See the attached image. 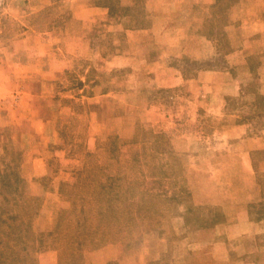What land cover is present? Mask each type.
Here are the masks:
<instances>
[{
    "label": "rangeland",
    "instance_id": "rangeland-1",
    "mask_svg": "<svg viewBox=\"0 0 264 264\" xmlns=\"http://www.w3.org/2000/svg\"><path fill=\"white\" fill-rule=\"evenodd\" d=\"M107 1L111 6L117 2L97 0L99 4ZM249 1L219 0V5L226 12L230 4L237 10ZM45 3L0 0V64L10 77L9 87H17L15 95L22 89L33 94L25 101L34 114L51 120L55 132L48 141L52 152L46 160L47 173L33 176L32 159L21 148L20 135L27 128L20 121L16 126L10 114V110H20L18 97L6 94L0 98V174L6 169L19 172V177L0 178V182L21 180L23 192L29 193V198L13 197V209L22 213L19 231L39 232L44 224L41 213L50 211L52 230L59 232L43 235L37 245H17L23 247L20 255L8 248L0 250L13 257L26 256L28 264H41L46 250L56 251L54 264H77L84 258L79 237L99 230L103 237L117 232L130 245L151 249L174 245L171 250L167 247L163 257H211L206 249L201 250L208 241L191 240L187 233L199 228L201 217L222 215L248 189L253 195V168L249 171L243 155L237 153L241 147L222 131L229 123L203 109L194 121H187L185 107L179 105L185 97L181 91L149 86L153 78L148 72L150 57L137 56L125 66L106 63L113 51L156 52L152 43L129 45L122 40L121 27L106 24V20L76 18L71 0ZM59 60L62 63L55 65ZM184 64L191 70L197 61ZM59 66L61 70L56 71ZM31 133L28 140L33 142ZM102 141H114L120 148L119 157L126 162L123 166L129 176H138L141 194L106 203L93 200L92 212L81 213V202L74 201L65 189L78 187L77 169L84 154L99 152ZM106 155L100 151L96 160L104 162ZM117 167L112 165L113 170ZM48 192L56 199L45 203ZM261 203L264 199L253 207V213L264 210ZM117 214L123 216L110 229V218ZM177 221L185 232L175 230ZM234 246L231 257H253L250 240ZM129 255L139 257L134 251Z\"/></svg>",
    "mask_w": 264,
    "mask_h": 264
},
{
    "label": "crops",
    "instance_id": "crops-1",
    "mask_svg": "<svg viewBox=\"0 0 264 264\" xmlns=\"http://www.w3.org/2000/svg\"><path fill=\"white\" fill-rule=\"evenodd\" d=\"M45 1V4L49 2ZM116 1L111 6L109 1L99 4L97 0H71L70 8L83 21L106 20V24L121 27L126 44L142 42L156 46V52L148 53L113 51L106 63L125 66L137 56L139 59L150 57L152 67L148 72L153 78L149 86L181 91L185 97L179 105L185 107L187 121H194L199 109L227 121L229 125L222 130L225 137L232 138L233 144L241 147L237 153L243 155L249 171L253 168V195L248 189L237 204L226 206L222 215L203 216L198 229L186 232L191 240L208 241L207 247L201 245V250L206 249L211 257H163L167 247L171 250L174 245H153L151 249L149 245H130L123 240L120 244L117 232L103 237L101 231L94 230L79 237L84 258L77 264H264V211L253 213V207L264 199V0L245 2L238 11L230 4L224 9L226 12H221L219 0ZM187 60L197 61V66L188 70L184 64ZM55 70L60 71V66ZM5 72L0 64V74H3L0 98L6 94L18 97L20 110H10V114L16 126L20 121L27 128L20 135L24 142L21 148L32 159V175L43 176L47 173V156L52 152L48 141L55 136L51 120L31 111L25 100H30L27 97L33 94L27 89H22L21 95L12 94L17 92V87H9L10 77ZM26 119L29 124L24 123ZM30 132L33 142L28 140ZM54 180L57 182V177ZM54 180L53 184L58 185ZM19 194L29 198V193L22 190L21 180L0 182V248H8L16 255L23 249L17 245H37L43 235L51 237L59 232L52 230L50 211L41 213L44 224L39 232L19 231L22 213L16 212L12 205L13 197ZM49 198L56 199L48 192L45 203L50 202ZM121 216L110 218V229ZM176 223L175 230L185 232L182 222ZM248 240L253 242L252 258L230 256L234 245ZM130 251L139 257H132ZM55 254L56 251L46 250L41 264H54Z\"/></svg>",
    "mask_w": 264,
    "mask_h": 264
},
{
    "label": "trees",
    "instance_id": "trees-1",
    "mask_svg": "<svg viewBox=\"0 0 264 264\" xmlns=\"http://www.w3.org/2000/svg\"><path fill=\"white\" fill-rule=\"evenodd\" d=\"M79 82L82 83L81 81ZM98 149L99 152L104 151L109 154L106 155L105 161L96 160L99 152H86L82 166L77 169L78 187L65 189V191L68 190L74 201L81 202V213L92 212L93 200L106 203V201L115 198L118 200L126 198L127 194L129 197L141 194L139 191L140 184L137 182L138 176H129L123 166L126 162L119 157L120 148L116 143L114 141H102L99 143ZM115 151H118L117 155H115ZM114 164H117L118 167L113 170L112 165ZM1 172V179L19 177V172L15 169H6ZM261 205H264V203H261ZM98 208L102 210L103 205L99 204ZM0 264H28V262L26 256L13 257L9 251L0 250Z\"/></svg>",
    "mask_w": 264,
    "mask_h": 264
}]
</instances>
